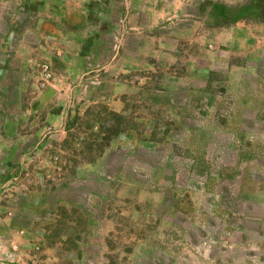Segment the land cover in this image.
Listing matches in <instances>:
<instances>
[{
	"label": "rangeland",
	"instance_id": "1",
	"mask_svg": "<svg viewBox=\"0 0 264 264\" xmlns=\"http://www.w3.org/2000/svg\"><path fill=\"white\" fill-rule=\"evenodd\" d=\"M132 4L0 0V264H264V7Z\"/></svg>",
	"mask_w": 264,
	"mask_h": 264
},
{
	"label": "crops",
	"instance_id": "2",
	"mask_svg": "<svg viewBox=\"0 0 264 264\" xmlns=\"http://www.w3.org/2000/svg\"><path fill=\"white\" fill-rule=\"evenodd\" d=\"M235 5H245L252 12L264 7V0H133L132 4L135 13L146 14L147 26L154 27L157 24L162 26L161 24L165 23L168 25L171 22H165L164 20L177 15L186 16L185 20L190 24L184 29L174 30L173 34L178 38H189L191 42L197 40L201 34L200 24H202L200 20L189 18L191 16L190 8L192 6L197 17L206 18L211 17L212 12L215 10L223 7L227 9Z\"/></svg>",
	"mask_w": 264,
	"mask_h": 264
}]
</instances>
